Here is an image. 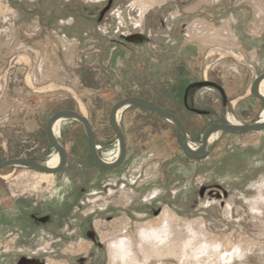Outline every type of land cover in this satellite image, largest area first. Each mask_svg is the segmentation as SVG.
I'll list each match as a JSON object with an SVG mask.
<instances>
[{
    "label": "rangeland",
    "instance_id": "rangeland-1",
    "mask_svg": "<svg viewBox=\"0 0 264 264\" xmlns=\"http://www.w3.org/2000/svg\"><path fill=\"white\" fill-rule=\"evenodd\" d=\"M263 73L264 0H0V161L58 157L46 125L60 110L88 117L114 161L109 114L130 92L199 145L213 123L264 119L250 94ZM203 81L226 100L197 88L186 106ZM120 125L118 169L99 170L66 120L61 173L0 170V264H264V131L220 133L196 157L152 112L128 108Z\"/></svg>",
    "mask_w": 264,
    "mask_h": 264
},
{
    "label": "water",
    "instance_id": "water-1",
    "mask_svg": "<svg viewBox=\"0 0 264 264\" xmlns=\"http://www.w3.org/2000/svg\"><path fill=\"white\" fill-rule=\"evenodd\" d=\"M264 82V73L256 77L250 87V94L254 98L258 99L264 106V93L261 91V85ZM211 87L217 89L222 94L224 100H226V93L224 89L209 81H203L191 84L188 88L197 89ZM188 92L184 97V103L187 105ZM141 108L143 110L152 112L160 118L171 123L176 128V141L177 144L189 155L196 157H204L209 153L210 144L212 138L220 133L231 134V135H244L251 132H262L264 131V119L260 122L250 124H234V123H213L204 132L201 138V144L193 145L190 137L188 136L187 129L183 121L174 113L169 112L154 102L140 97H127L119 100L110 110L109 114V125L117 137L118 142V154L114 161H105L98 150L97 138L94 129L88 119L82 113L73 110H60L53 114L46 125V137L51 147L56 151L58 156V163L54 167H50L48 164L35 159L27 158H14L9 160L0 161V170L9 168H25L35 170L42 174L57 175L61 173L68 163V153L65 146L59 140L56 135V126L58 123L66 120L74 121L79 123L85 136L87 138L89 154L93 162L101 169L112 171L120 168L127 157V142L125 139L124 132L120 125V115L128 108ZM194 113L203 114V112L192 109Z\"/></svg>",
    "mask_w": 264,
    "mask_h": 264
},
{
    "label": "trees",
    "instance_id": "trees-1",
    "mask_svg": "<svg viewBox=\"0 0 264 264\" xmlns=\"http://www.w3.org/2000/svg\"><path fill=\"white\" fill-rule=\"evenodd\" d=\"M128 97H140V98H145V99H147V100H150V101H152V102H154L155 103V100L154 99H150V98H148L147 96V94L146 95H144L143 93L142 94H135V93H133V92H130L129 93V95H127ZM155 104H157V105H159L157 102L155 103ZM160 106V105H159ZM90 155V154H89ZM90 158H91V156H90ZM92 159V158H91ZM99 170H101V171H106V170H103V169H99Z\"/></svg>",
    "mask_w": 264,
    "mask_h": 264
},
{
    "label": "bare ground",
    "instance_id": "bare-ground-1",
    "mask_svg": "<svg viewBox=\"0 0 264 264\" xmlns=\"http://www.w3.org/2000/svg\"><path fill=\"white\" fill-rule=\"evenodd\" d=\"M261 91H262V93H264V82H263L262 85H261ZM213 138H214V137H213ZM213 138H212V139H213ZM57 163H58V157H56L52 162L48 163V165H49L50 167H54V166L57 165Z\"/></svg>",
    "mask_w": 264,
    "mask_h": 264
},
{
    "label": "flooded vegetation",
    "instance_id": "flooded-vegetation-1",
    "mask_svg": "<svg viewBox=\"0 0 264 264\" xmlns=\"http://www.w3.org/2000/svg\"><path fill=\"white\" fill-rule=\"evenodd\" d=\"M191 92V89L188 91V97H187V102H188V98H189V94ZM185 94H186V91H185ZM188 104V103H187ZM187 106V105H186ZM191 110V109H190ZM176 115V114H175ZM203 115V114H202ZM180 118V117H179ZM181 119V118H180Z\"/></svg>",
    "mask_w": 264,
    "mask_h": 264
}]
</instances>
